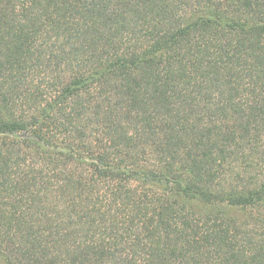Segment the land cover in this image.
Instances as JSON below:
<instances>
[{"label":"trees","instance_id":"trees-1","mask_svg":"<svg viewBox=\"0 0 264 264\" xmlns=\"http://www.w3.org/2000/svg\"><path fill=\"white\" fill-rule=\"evenodd\" d=\"M0 264H264V0H0Z\"/></svg>","mask_w":264,"mask_h":264}]
</instances>
